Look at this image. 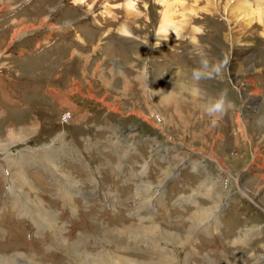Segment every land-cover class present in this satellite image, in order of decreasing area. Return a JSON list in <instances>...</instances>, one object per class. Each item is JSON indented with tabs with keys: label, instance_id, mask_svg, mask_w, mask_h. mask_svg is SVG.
I'll use <instances>...</instances> for the list:
<instances>
[{
	"label": "rangeland",
	"instance_id": "374dc122",
	"mask_svg": "<svg viewBox=\"0 0 264 264\" xmlns=\"http://www.w3.org/2000/svg\"><path fill=\"white\" fill-rule=\"evenodd\" d=\"M128 1L0 0V264H264V0Z\"/></svg>",
	"mask_w": 264,
	"mask_h": 264
},
{
	"label": "bare ground",
	"instance_id": "6f19581e",
	"mask_svg": "<svg viewBox=\"0 0 264 264\" xmlns=\"http://www.w3.org/2000/svg\"><path fill=\"white\" fill-rule=\"evenodd\" d=\"M128 1V0H127ZM162 4V6L166 9L165 10V19L163 20V26H161L160 33L161 35H166L170 33L176 32L173 28L175 26L174 24V17L176 16V11L178 7H182L183 9H186L190 12V8L188 7V4L180 2L178 0H159ZM200 1V0H197ZM127 9L133 10L135 9V0H129L126 3ZM236 8H244L240 4H236ZM195 10V9H194ZM135 11V10H133ZM258 17H261L264 19V9L258 14ZM176 18V17H175ZM163 19V18H162ZM123 31H126V29H123ZM77 245V244H76ZM76 248V246H75ZM32 264V263H31Z\"/></svg>",
	"mask_w": 264,
	"mask_h": 264
},
{
	"label": "clouds",
	"instance_id": "9594fccd",
	"mask_svg": "<svg viewBox=\"0 0 264 264\" xmlns=\"http://www.w3.org/2000/svg\"><path fill=\"white\" fill-rule=\"evenodd\" d=\"M192 75L196 80H200L202 78H211L210 72L208 71V65L206 63L203 64L202 69L193 70ZM227 105V91L222 90L215 98L209 101V103L205 106V111L209 116L215 118L218 115L223 114V112L226 110ZM215 122L216 120L213 119V123Z\"/></svg>",
	"mask_w": 264,
	"mask_h": 264
},
{
	"label": "crops",
	"instance_id": "0c3cea01",
	"mask_svg": "<svg viewBox=\"0 0 264 264\" xmlns=\"http://www.w3.org/2000/svg\"><path fill=\"white\" fill-rule=\"evenodd\" d=\"M6 153H7V151H6ZM4 159V158H3ZM3 159L2 160H0V162H1V164L0 165H2V164H6L4 161H3ZM14 164V163H13ZM3 166V165H2ZM4 170V166L2 167V171ZM9 170H11V172H12V174H13V178L15 179V174L16 173H14V172H16V170H15V168H11V169H9ZM1 171V169H0V179L2 178V180L4 179H6L7 178V176L4 174V172H2ZM14 171V172H13ZM4 176H5V178H4ZM15 185H16V183H15ZM1 203V202H0ZM0 227H1V229H4L5 230V226L4 225H1L0 224Z\"/></svg>",
	"mask_w": 264,
	"mask_h": 264
},
{
	"label": "water",
	"instance_id": "95a60500",
	"mask_svg": "<svg viewBox=\"0 0 264 264\" xmlns=\"http://www.w3.org/2000/svg\"><path fill=\"white\" fill-rule=\"evenodd\" d=\"M78 21H80V19H79V20H77L76 22H78Z\"/></svg>",
	"mask_w": 264,
	"mask_h": 264
}]
</instances>
